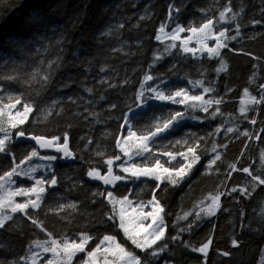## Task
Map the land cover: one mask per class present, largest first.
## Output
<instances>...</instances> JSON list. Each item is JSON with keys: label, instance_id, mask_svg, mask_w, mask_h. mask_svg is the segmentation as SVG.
Listing matches in <instances>:
<instances>
[{"label": "trees", "instance_id": "1", "mask_svg": "<svg viewBox=\"0 0 264 264\" xmlns=\"http://www.w3.org/2000/svg\"><path fill=\"white\" fill-rule=\"evenodd\" d=\"M226 6L232 12L221 19ZM208 19L213 21V37L227 30L229 39H221L228 47L220 50V57L194 58L183 51L180 41L155 40L161 24L170 25L166 29L171 32L176 24L200 27ZM237 27L239 35L232 40ZM189 36L196 38L188 31L179 34ZM221 61L225 70L217 72ZM148 72L154 76L150 85L168 81L165 88L170 93L202 79L204 86L214 89L209 95L223 102L214 103L208 113L195 111L196 122L175 127L146 155L150 164L159 157L155 151L194 147L200 159L178 183L150 179L135 183L134 177L118 171L125 181L107 187L89 178L87 171L96 167L105 175L109 158L117 171L123 160L115 143L124 132L119 117L138 105L135 95ZM261 85L264 0H0V103L14 102L11 98L18 96L19 105L31 104L32 112L20 126L25 136L63 137L67 132L73 152L71 160L53 153L58 159L52 174L58 183L48 184L41 207L14 213L0 228V264H23L39 241L61 242L84 233L93 237L86 250L104 235H113L144 264H258L260 258L264 264V185L242 171L248 167L253 175L262 174L264 103H251L241 112L240 101L250 96L259 100ZM178 110L176 105L150 101L146 110L132 117L133 128L143 129ZM33 149H39L34 142L14 136L11 153L0 154V175ZM116 155L121 160L116 161ZM217 155L220 158L211 164ZM159 159L166 164L168 158ZM232 187H248L251 194L222 196L216 215L206 216L202 209L211 204V197ZM108 191L140 199L155 195L160 200L165 239L153 248L167 247L157 257L125 237L116 208L106 200ZM33 218L40 226L32 224ZM177 235L180 239L173 241ZM209 239L206 257L192 250ZM85 255L79 253L73 264Z\"/></svg>", "mask_w": 264, "mask_h": 264}, {"label": "snow or ice", "instance_id": "2", "mask_svg": "<svg viewBox=\"0 0 264 264\" xmlns=\"http://www.w3.org/2000/svg\"><path fill=\"white\" fill-rule=\"evenodd\" d=\"M225 12H232L231 7H225L224 12L220 13V18L224 19ZM259 23V21H256ZM212 19H208L206 23H204L200 27H192L188 26L187 28L176 24L175 27L172 28L171 33H165V35H170L172 40L179 39V34L184 33L185 31L191 32L196 36L197 44L199 45V49L188 47V43L191 41L192 37L189 36L187 40H185L181 47L185 53H192L196 54L199 50L201 52H206L209 58H215L221 56V49L228 47L227 43H224L221 38L229 39L226 36V31H220L218 36L213 37L212 34ZM170 25L161 24L159 28L160 33L165 32V27H169ZM239 35V28L237 27L236 36L230 37V39L235 40ZM213 38L216 40L215 47H209L206 43L207 40ZM156 41H161V35L157 34L155 36ZM171 47L175 48L176 45L172 44ZM224 65L221 61V67L217 69V72L224 71ZM153 75H145L144 76V83L140 84V89L138 93L135 95V99L137 101L145 100V84L149 81H153ZM199 83V82H198ZM260 88L264 90V85H261ZM150 91L152 95V99L162 101V102H170L174 105H186L193 109L199 108L201 111L208 113L209 108L215 103L216 105H220L223 102V98L221 99H208L205 100L201 95H190L186 89H180L174 91L170 94H166L164 91L158 90V88H151L150 86L147 89ZM203 92L209 93L214 91L212 87H204ZM88 92H91L92 89H87ZM247 92V89L245 90ZM14 102H9L5 107L7 108L8 112L10 113L11 109L15 108L16 105L20 104V97L11 98ZM199 102V103H197ZM251 103L254 104H261L264 103V91L261 92L260 99L257 100L255 97H252ZM111 107H117L115 104L111 105ZM218 111V109H217ZM247 109L242 108L241 112H245ZM32 112V107L25 103L22 107V111H17L15 116L8 115L7 119V127L3 121H0V154L8 155L11 153V142L13 137H20L23 138L26 135V130L21 128L20 126L24 125L25 122L29 118V114ZM5 115L4 109L0 108V117ZM214 118V113L210 114ZM184 113L181 111H175L174 113H169L166 118H162L159 122L147 126L143 129H137L136 131L133 130V126L128 124V117L121 116L119 119L124 121V127L126 128V135L122 138L116 139V147L120 149V152L123 153L125 157L128 158L129 161L132 160V155L134 154L137 157H144L145 162L143 164V171L152 175L153 179L156 181L162 180H169L173 184L179 182V179H183L188 175V173L192 170L193 166L199 161L200 157L195 155L196 149L192 146L187 148V153L192 154L191 159L189 161V156L186 155L184 152L174 153L172 151H164L162 154L169 157L170 160H175L176 155H180L184 160L189 161L186 165L180 166L178 168H170L165 166L164 163L161 162L159 158L155 159L154 163H148L147 157L145 154H151L152 149L149 147L150 142H155V139L159 136H162L165 132L169 131L175 122L180 119H183ZM195 119V117H193ZM253 124L256 123L255 120L251 121ZM12 129L14 131H10ZM140 132L138 135L137 132ZM227 131L232 132L231 128L227 129ZM244 135H248L245 133ZM35 143L39 146L40 149H53L57 153H62L64 158H72L73 152L69 150V136L68 133L65 132L63 137L59 135H53L50 139L46 138L45 135L36 134L30 137ZM62 139V143H61ZM176 144H180L181 141H175ZM39 157L42 161L49 162L48 167H51V162H54L58 159L56 155H43L41 156L40 153L33 149L31 152L19 160L16 163L15 167L11 168V171L5 170L2 175H0V181H4L6 183H11L13 177L21 176L28 179H32L30 176L31 173H35L38 168L44 167V165H37L31 168L28 172L23 171L21 169V164L24 163V160L31 161L32 158ZM220 157L217 155L215 160H212L210 163L214 164L216 160ZM116 161L121 160L120 155H116L114 157ZM106 172L107 175H102L101 171L96 167H91L90 170L87 171V176L94 180L103 181L104 185H111L114 184L116 181L122 180L124 177L122 175H114L113 174V158L107 159L105 162ZM137 168H140L139 165H136ZM233 168L235 166H232ZM120 171L123 172L124 168L120 167ZM242 171L249 176H251L252 181L257 182L259 185H264V179H261L259 176L253 175L248 167H244ZM179 178V179H177ZM58 180L53 173L49 179H44L43 177L35 179V184L32 187H25V188H17L15 191L11 193L13 196H29L30 194H36V199L32 200L29 199L24 203H16L14 206L11 207L12 212H25L29 207L33 209H38L41 207L39 201L42 199V194L45 193V184H50L52 186L57 185ZM4 187L3 184H0V189ZM234 193H239L241 197L249 196L251 193L248 187L244 188H237L232 187L230 191L227 192H219L218 194L211 197V204L208 205L207 208L202 209L206 216L212 217L215 216L217 210L221 208V197L222 196H232ZM94 195H102L101 193H94ZM111 195H114L113 192ZM108 196V192L106 193ZM121 207L125 210L131 209L130 213L128 214L127 218L119 219V228L123 230L124 235L131 240V242L136 246V248L141 249L143 251H147L151 249L152 251L149 253L152 257H157L159 253L163 252L167 245L158 246V250L153 248L154 245H157L158 241L165 239V226H164V216L165 208L161 205L160 200L153 195L147 203H141L138 208L132 207L133 202L131 200H124L118 202ZM0 207H3V203H0ZM150 207L151 211H146L145 209ZM187 219V217H183ZM5 219L11 220L12 217H6ZM109 220L115 219L114 216H109ZM150 220V223H145V221ZM197 220H199V213H197ZM195 221L189 224L188 230L195 226ZM32 224L34 226H40L36 219H32ZM163 225V227H161ZM4 227V219H0V228ZM181 232H184L185 229H180ZM142 237V239H138ZM93 237L88 233H84L79 237V242L77 243L75 240H68L64 239L61 242H57L53 240L51 242V247H46L44 249L45 252L52 251L55 258H59V253L63 252L66 257V264H72L73 258L76 256L77 253H83L86 250V245L92 240ZM173 241L179 240L180 236L177 235L172 237ZM139 241V242H137ZM212 241L209 239L208 242L204 243L203 246L198 248H193L192 250L195 252L202 253L205 257L208 255V250L211 245ZM107 244V247L103 249L104 255V264H111V262L107 259V254L111 252L113 255L117 256L119 260H123L125 256L130 257L134 264H144L142 258L135 256L131 252H127L125 248L121 245L116 243V237L113 235H104L103 239L97 243L96 247L92 250L87 252V256L89 259L87 261H81V264H97L96 256L98 252H101V246ZM233 246H237V240H232ZM188 245L185 244V247ZM113 248L115 251H113ZM224 255H228V253H224ZM15 264H19L18 261ZM47 264H54V260H48Z\"/></svg>", "mask_w": 264, "mask_h": 264}, {"label": "rangeland", "instance_id": "3", "mask_svg": "<svg viewBox=\"0 0 264 264\" xmlns=\"http://www.w3.org/2000/svg\"><path fill=\"white\" fill-rule=\"evenodd\" d=\"M165 33H171V32L168 31L166 29V27H165V32L164 33H160L159 29H158L157 34L161 35V41H165V40L171 39V36L170 35H165ZM187 38L179 37V39H177V41H180L181 45H182V43L185 40H187ZM206 43L208 44L209 47H215L216 46V40L213 39V38H210L209 40H207ZM188 47L199 49V45L197 44V39L195 37H192L191 41L188 43ZM189 54H191L194 58H198V59L202 58V57H208L206 52H201L199 50L196 52V54H192V53H189ZM148 74H150V73L148 72L146 75H148ZM150 82L151 81H149V82H147L145 84V96L148 93L149 94V98L146 99V102H145V100H140L138 105L126 115V117L129 118L128 119V124L130 126H133L132 117L137 115L141 111L146 110L147 106H148V103L150 101L155 102V103H159V104H165V103L171 104L170 102H162V101H158V100L152 99L151 97H152L153 94L150 91L147 90L148 87L150 86L151 88H158V90L164 91L166 94H170V92L165 88V85L167 83H169V82L168 81H163V82H161L159 84H156V85H150ZM202 82H203L202 79H199V80H196V81H193V82H189V84L187 86L181 87V88H179L177 90H180V89L183 88V89H186L189 92L190 95H201V96L204 97L205 100L213 99V97L210 96L209 93L203 92L202 89L204 87H206V86H204L202 84ZM142 83H144V78H143V82ZM177 90H174V91H177ZM139 91H141V89H139ZM251 99H252V96L243 97L240 100L241 101V109L242 108L247 109L249 107V105L251 104V102H250ZM197 103H199V102H197ZM7 104L8 103H5V104H1L0 103V108L4 109V111H5V115L3 117H0V121H3L5 123L6 127H7V123L6 122H7V119H8V115L15 116L17 111H22V107L24 105V104L23 105H19V104L16 105V107L11 109V111L9 113L7 108L5 107ZM29 105L32 107L31 104H29ZM172 105H174V104H172ZM176 106L179 107L178 111H181V112L184 113L183 119H180L177 122H175L173 127L169 131L165 132L162 136L157 137L155 139V141H157L161 137H164V136L168 135L175 127H177V126H179V125H181V124H183V123H185L187 121L196 122L197 119H196V117L194 116L193 113L195 111H201L199 108L193 109V108H191L189 106H186V105H176ZM30 114H29V116H30ZM193 117H195V119ZM161 119L162 118L159 117L157 122H159ZM123 129H124V132L120 135L119 138H122L123 136L126 135V128L124 127V123H123ZM9 130L13 131L12 129H9ZM133 130L135 131L134 128H133ZM137 134L139 135L140 133L137 132ZM152 145H153V142H150L149 143V147L151 149H152ZM36 150L40 153L41 156H43V155H54L52 152L45 153L41 149H36ZM172 152H174V153L184 152L186 155L189 156V161L191 159V155L192 154L187 153V148H184V149H182L180 151H172ZM154 153H157L159 155V157H157V158L167 157V156L162 154L163 152L155 151ZM146 155L147 154H145V157H146ZM167 158L168 159H167V162L165 164V166H167V167H170L169 165H171V164H178V166L175 167V168H178L180 166L186 165L189 162V161L184 160L178 154L176 155V159L175 160H170L169 157H167ZM144 159H145L144 157H137V156H135L133 154L132 155V160L129 161L128 158L123 155V160L116 165L117 171L113 169L114 172L116 171L115 173L114 172L113 173H114V175H120V174H118V171H119L120 173H122L124 175L132 176V177L135 178V183L137 181H139V180L140 181H144L146 179L154 180L152 175H150V174H148V173H146V172H144L142 170L143 169L142 161ZM48 164H49V162L42 161V160L39 159V157H34V158H32L31 161L24 160V163L21 164V169H23V171H25V172H28L31 168H33V167H35L37 165H44V167L38 168L35 173H31L30 172L29 174L32 177V179H28V178L24 177L23 175H21V176L13 177V180H12L11 183H6L4 181H0V184L4 185V187L2 189H0V203H3V207H0V219H4V223L8 220V219H5L6 217H9V216L11 217L14 214V212L11 211V207L14 206V204H16V203H24V202H26L29 199H32V200L36 199V194H30L29 196H13V195H11V193L13 191H15L17 188L32 187L35 184V179H38V178H41V177H43L46 180L49 179L52 176V172L54 170L55 161L51 162V165H52L51 167H48ZM136 165H139L140 168H137ZM260 166H261L260 169L262 170V174H260L259 177L261 179H264V158L262 159V163H261ZM113 167H114V164H113ZM120 167L124 168L123 172L120 171ZM170 168H172V167H170ZM177 179H179V178H177ZM180 180L181 179H179V181ZM123 181H125L124 178L122 180H120V181H117L114 184H111V186L114 187L115 185L118 184V182H123ZM163 181L164 180L158 181V182H163ZM167 181H169V180H167ZM169 182H171V181H169ZM47 186H48V184L44 185L45 192L47 190ZM111 193H112V191H108V196H106V200L109 203H111L116 208L118 220L121 219V218H127L128 214L131 211V209L125 210L123 207H121V205L118 202L124 201V200H131L133 202L132 207L138 208L141 203H145L146 204L147 201L151 199V198L150 199H140L139 197H134V196H132L130 194L129 195L127 194L125 196H117L115 193H113L114 195H111ZM43 195L44 194H42V199L39 201L40 205H41L42 200H43ZM28 209H33V208L29 207ZM145 210L146 211H151L152 209L150 207H147ZM26 212H27V210L25 211V213ZM150 222H151L150 220L145 221V223H150ZM164 226L166 228L165 221H164ZM161 227H163V225H161ZM80 236L81 235L78 234V235L74 236L71 240H75L78 243ZM102 239H103V237H102ZM138 239H142V237H140ZM53 240H55V239H53ZM53 240L39 241V242L35 243L34 247L30 250L29 256L27 258H24L22 260V263L23 264H47L48 260H54V264H66V257H65L63 252L59 253V258H55L52 251H47V252L44 251V249L46 247H48V248L51 247V242ZM55 241H57V240H55ZM90 241H92V240H90ZM90 241H89L88 244L91 243ZM137 242H139V241H137ZM116 243L121 244L118 241L117 238H116ZM122 246L125 248V250L127 252H131L124 245H122ZM95 247H96V245L93 246L92 249H94ZM105 247H107V244L102 245L101 246V252L97 253V256H96L97 264H104L103 249ZM92 249H90V250H92ZM88 251L89 250H85L84 253H86V255L84 257L79 258L77 260L76 264H81V261H87L89 259V257L87 256V252ZM113 251H115L114 248H113ZM78 254L79 253H77L76 256ZM75 257L73 258V261L75 260ZM107 259H108L109 262H111V264H134V262L131 260L130 257L125 256L123 260H119L117 258V256L113 255L111 252H109L107 254ZM73 261H72V264H73ZM164 264H170V263H164ZM258 264H262V258H260Z\"/></svg>", "mask_w": 264, "mask_h": 264}, {"label": "water", "instance_id": "4", "mask_svg": "<svg viewBox=\"0 0 264 264\" xmlns=\"http://www.w3.org/2000/svg\"><path fill=\"white\" fill-rule=\"evenodd\" d=\"M32 135H29V136H25V137H23V138H25V139H27V140H29V141H32V142H34L35 143V141H33L30 137H31ZM46 138H48V139H50L51 137H46ZM62 143V142H61ZM36 144V143H35ZM36 146L39 148V146L36 144ZM40 149V148H39ZM42 151H45V152H52V153H57V152H55L53 149H41ZM69 150H70V148H69ZM71 151V150H70ZM58 154H60L61 156H62V159H67V158H64L63 157V154L62 153H58ZM69 160H71L72 158H68ZM114 174V173H113ZM105 175H107V173L105 174ZM117 182V181H116ZM115 182V183H116ZM105 186H107V187H109V185H105ZM50 187H54V186H52V185H50Z\"/></svg>", "mask_w": 264, "mask_h": 264}, {"label": "bare ground", "instance_id": "5", "mask_svg": "<svg viewBox=\"0 0 264 264\" xmlns=\"http://www.w3.org/2000/svg\"><path fill=\"white\" fill-rule=\"evenodd\" d=\"M193 6V5H192ZM195 9V8H194ZM197 12V11H196Z\"/></svg>", "mask_w": 264, "mask_h": 264}]
</instances>
